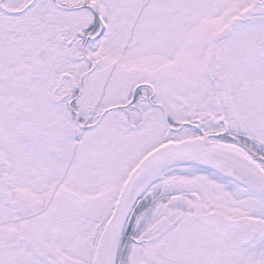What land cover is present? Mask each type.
I'll return each instance as SVG.
<instances>
[{
	"label": "flooded vegetation",
	"instance_id": "1",
	"mask_svg": "<svg viewBox=\"0 0 264 264\" xmlns=\"http://www.w3.org/2000/svg\"><path fill=\"white\" fill-rule=\"evenodd\" d=\"M222 1L108 0L117 34L106 28L93 62L81 49L93 19L77 26L65 11L48 34L0 14V264H105L115 210L114 264H264L263 217L223 224L203 182L171 179L115 209L130 173L166 145L233 144L264 171V0ZM56 39L64 55L47 47L41 61Z\"/></svg>",
	"mask_w": 264,
	"mask_h": 264
},
{
	"label": "bare ground",
	"instance_id": "2",
	"mask_svg": "<svg viewBox=\"0 0 264 264\" xmlns=\"http://www.w3.org/2000/svg\"><path fill=\"white\" fill-rule=\"evenodd\" d=\"M102 41L92 38L87 47L89 59H95L101 49ZM194 145V144H192ZM183 146H178L172 150V153L179 152ZM209 163H212L220 169L227 171L226 164L216 157H206ZM216 168V169H218ZM237 180L246 186L245 191H240L238 187L227 181L225 178L219 177L216 173L199 168L196 166H164L157 169L146 168L144 172L137 178L129 198L126 208H130L132 204L142 197L149 196L154 190L159 188L164 179L169 177H178L179 179L199 186L202 182L206 186V196L209 198L210 204L214 209L230 216L227 212H238L237 217H243L248 212L256 210L258 214L264 216V193L254 185L250 176L242 169L238 168L233 171ZM218 190L220 193H218ZM223 197L224 200H221ZM226 209V212L222 211ZM255 208V209H254ZM104 262V258L100 260Z\"/></svg>",
	"mask_w": 264,
	"mask_h": 264
},
{
	"label": "rangeland",
	"instance_id": "3",
	"mask_svg": "<svg viewBox=\"0 0 264 264\" xmlns=\"http://www.w3.org/2000/svg\"><path fill=\"white\" fill-rule=\"evenodd\" d=\"M1 2H2V5H4L5 7H7V11L8 12H12L14 9L15 10H17V9H22L24 6L23 5H20L21 3H20V0H0ZM61 1H63L62 3H64V4H66V5H68V1H76V0H61ZM78 1H82V0H78ZM206 0H200V2L198 3V6L200 7V8H202V7H204V6H208L209 5V3H206L205 2ZM241 1L242 0H223L222 2L224 3V4H227V5H232V6H235V5H240L241 4ZM4 3V4H3ZM109 2H108V0H104V2L102 3V7H104V6H107V4H108ZM222 3V4H223ZM25 5V4H24ZM52 8V7H51ZM107 8H108V6H107ZM53 9V12L56 14V15H58V14H60V12H58L56 9H54V8H52ZM104 9V8H103ZM104 11H105V9H104ZM0 14H2V13H0ZM53 14V13H52ZM52 14H50V15H52ZM60 15H64V14H60ZM77 15L78 16H74V18H75V20L76 21H80L81 22V20L82 19H84V20H88L89 18H92L91 17V15H88V14H85V13H83V12H77ZM105 17V16H104ZM33 18H35L36 19V16L35 15H32V13L30 12V10H27L25 13H23L22 14V16H20L18 19H20V20H17V24H16V28H18V27H20L22 30H28V29H30L31 28V26H32V24H33V22L34 21H36L35 19H33ZM108 19V20H107ZM107 21H108V24H109V26H112V24H114V14L113 13H111V14H109V13H107ZM7 24H11V23H8L7 22ZM46 28L48 29L47 31V33L48 34H53V31L50 29V26H48L47 24H46ZM111 28V27H110ZM12 41H15V39L14 38H12ZM46 41V40H45ZM58 41H60V40H54L53 41V43H51V44H49L48 46H54V48H55V50H56V52H58L59 54L61 53L60 52V48L58 47V45H56V42H58ZM48 44V43H47ZM62 47V46H61ZM32 99V98H31ZM173 135V134H172ZM174 136V135H173ZM13 154V153H12ZM164 185V183H162L161 184V186H163ZM240 191H245L246 190V187H240V188H238ZM158 191H160V188H158L157 189ZM93 191H94V189H93ZM104 191H108V192H111V189L108 187V189H106V190H104ZM158 191H156V192H158ZM95 192H97V191H95ZM156 192H154V193H156ZM153 193V194H154ZM218 193H220V191L218 190ZM221 198V200H224V198L223 197H220ZM211 207L213 208L214 206L213 205H211ZM214 209V208H213ZM255 209V208H254ZM257 210V209H256ZM256 210H253L252 212H250V213H248V212H246L244 215H243V217H246V219H248V220H257L258 218H260L262 215L261 214H258V212L256 211ZM222 211H224V212H226V209L225 208H222ZM231 217H237L236 215H238V212H233V211H228L227 212ZM262 221H264V218H262L261 219ZM90 231H91V229H88V232H87V235H89L90 234Z\"/></svg>",
	"mask_w": 264,
	"mask_h": 264
},
{
	"label": "water",
	"instance_id": "4",
	"mask_svg": "<svg viewBox=\"0 0 264 264\" xmlns=\"http://www.w3.org/2000/svg\"><path fill=\"white\" fill-rule=\"evenodd\" d=\"M196 152L193 153L189 159L190 160H194L197 159V157L202 156V155H215L216 157L218 156H222V157H231L234 161H230V163L232 165H239L241 167L246 168V170L260 183V189L263 191L264 193V174L261 173L259 170H257L254 166H252L250 163L248 162H244L239 156L238 158L234 155H230L227 151L225 150H219L216 148H195ZM218 155V156H217ZM192 162V161H190ZM142 169V168H141ZM139 169H137L132 175H131V180L129 181V184H127L123 191H122V195H124L130 188V184L132 183V180H134V178H136V174L138 172ZM121 195V196H122ZM122 202V200L120 199V203ZM221 218L224 219L225 222L230 223L233 225H239L240 223L244 222V219H237V220H230L227 219L224 216H221ZM119 217L118 215L115 213L113 214L112 218L110 219V221L108 222L107 228H106V232H105V237L107 240V244L108 247H110V254H109V259H108V264H113V259L116 253V249H117V244H118V239H119ZM238 228V227H237Z\"/></svg>",
	"mask_w": 264,
	"mask_h": 264
}]
</instances>
